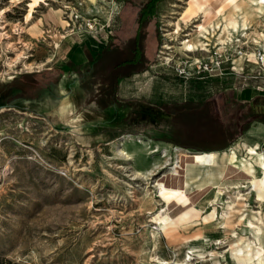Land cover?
<instances>
[{
    "label": "rangeland",
    "instance_id": "obj_1",
    "mask_svg": "<svg viewBox=\"0 0 264 264\" xmlns=\"http://www.w3.org/2000/svg\"><path fill=\"white\" fill-rule=\"evenodd\" d=\"M30 1L0 0V264H238L230 245L248 242L250 253L264 246V201L246 178L225 180L212 204L213 183L202 188L190 183L184 193H194L190 197L199 213L165 230L156 221L177 214V206L168 208L158 195L157 182L169 177L181 150L216 147L214 176L225 171L231 147L245 155L247 145L258 143L264 151L259 143L264 128L257 130L260 125L252 119L225 147L216 146L232 128L226 123L243 110L231 102V85L264 76V60L256 58L264 53V5L226 0L224 11L208 18L194 12L196 4L210 2L217 9V0L154 3L151 18L142 23L149 27L142 42L145 64L163 80L169 99L194 102L138 116L148 133L102 141L88 140L74 124L53 123L47 114L15 103L29 101L32 89L55 93L56 63L65 59L66 49L93 44L90 37L96 33L90 29L108 19L109 0H39L26 18ZM144 2L123 0L124 5ZM118 15L121 19L123 12ZM125 18L132 28V13ZM198 22L208 27L206 45L198 40ZM125 33L122 29L121 36ZM187 40L197 50L185 51ZM18 53L23 57L14 60ZM63 100L58 99L59 108ZM123 136L125 149L133 152L129 160L116 154ZM125 166L147 173L130 179ZM254 174L259 176V170ZM239 181L246 184L236 190L233 184ZM212 206L217 217L204 219Z\"/></svg>",
    "mask_w": 264,
    "mask_h": 264
},
{
    "label": "crops",
    "instance_id": "obj_2",
    "mask_svg": "<svg viewBox=\"0 0 264 264\" xmlns=\"http://www.w3.org/2000/svg\"><path fill=\"white\" fill-rule=\"evenodd\" d=\"M123 38L115 37L108 46H94L91 42L84 41V47L74 45L66 49L65 56L63 55L65 59L56 63L59 74L55 93L50 88L43 94L38 89H32V94L26 95L29 101H17L15 104H20L25 109H35L38 114H47L53 123L64 121L74 124L84 138L102 141H109L126 133H148L150 130L141 128L137 117L144 116L149 111L158 112L167 106H182L189 102L192 105L193 99H169L163 80L155 78V74L149 71L150 64L144 63L137 67L131 64L127 58L138 53L135 47H127ZM232 86L231 102H238L245 107L249 105L260 117L252 119L250 123H259L260 126H256V129H263L264 76H251L247 82L234 88ZM57 87L63 89L60 96L57 95ZM227 88L224 87V90ZM95 89H98L97 93L94 92ZM218 91L209 94L206 100H211ZM61 97L65 103L59 108L58 99ZM58 109L59 112L62 111L59 113ZM249 127L250 124L247 128ZM259 143L264 145V135ZM251 146L264 154L258 143ZM213 151L216 158L210 165L184 164L183 188L190 183L202 188L208 183L215 186L221 182L226 169L213 175V169L219 160L218 151ZM247 155L245 152L244 156ZM225 166L227 168V159ZM235 178H242V181L245 177L234 176L226 180L232 181ZM193 194L187 195L190 197ZM190 202L194 200L191 198Z\"/></svg>",
    "mask_w": 264,
    "mask_h": 264
},
{
    "label": "bare ground",
    "instance_id": "obj_3",
    "mask_svg": "<svg viewBox=\"0 0 264 264\" xmlns=\"http://www.w3.org/2000/svg\"><path fill=\"white\" fill-rule=\"evenodd\" d=\"M38 1L39 0H31L29 2V8H28V11L26 13V18H29L31 16L32 8L37 4ZM217 1L219 2V4H218L219 7L217 9L212 7V4L210 2L200 3V4L198 3V4H196L194 12L199 13V16L210 18L212 12H214L215 14H218L222 10L224 11V9H225L224 3L226 0H217ZM255 4L259 7H261L264 5V0H255ZM191 11H193V10H191ZM194 25L197 27L198 34L199 33L201 34L200 35L201 37L199 39L197 37L196 38L199 41L201 39V41H200L201 45L202 44L206 45L207 42H205V41L209 38V36H208L209 32L207 30L208 27H205L202 22H198L197 24H194ZM242 25H244V24H242ZM202 30H204V31L202 32ZM261 39L263 40L262 44L264 47V34H262ZM184 46L185 47H183V48L185 49V51L197 50L195 48L196 45L193 46V44L191 42H189V40H187L185 42ZM199 49L207 50L205 47H199ZM247 55L255 57L256 53L250 52ZM258 55L259 56H257L256 58L263 61L264 60V53H262V54L260 53ZM21 56H22L21 53L16 54V57L14 58V60H17ZM127 139H131V137L127 136ZM140 140H141L140 138L137 139V141H139V142H140ZM125 141H126V139L124 136L118 140V144H117L118 147L116 149V154L118 156H121L125 160H129L132 158L133 152L131 153V152H129L130 150L128 151L125 149V147H124ZM151 151H154V149ZM164 151H166V149ZM181 151L179 153L177 152L178 155H177V161L174 165L175 168L173 170H171L172 172H170L169 177L163 178L162 182H159V181L157 182L158 195L163 200L167 201L166 202L167 207L169 208L172 204L177 206V208H176L177 214L175 216H170L169 220L164 222L159 218L156 219L160 228H162L163 230L173 228L177 224L186 221L192 214L196 215L199 213L200 207H198V206L195 207L194 202H190L191 198L186 193H184V189H183L184 164L187 162V163L195 164V165H201V164L210 165L216 158V153L213 150H191V151L183 150V152H181ZM246 153H248L247 156L239 155L236 153L234 148L231 147L229 149V152H228L227 157H226V159H227L226 171H225L224 175L222 176L221 182L218 183L217 185L213 186L216 189L214 190V192L212 194V198L210 200H208V201H211L210 204H212L213 201L216 200L215 198L218 196V194H222V191L220 189L222 186L221 184H223L226 179L234 177V176L245 177L247 179L246 183L248 184L250 189H252L255 192L256 197L259 200L264 201V154L262 152L258 151L255 146H251V145L246 146ZM125 167H127V169L130 170V172H129L130 179L143 178L144 174L146 175V173H147V172L143 173L141 171L131 169V168H129V166H125ZM255 169L259 170V172H260L259 176H256L254 174ZM149 171H151V170H149ZM246 183H242L240 181L235 182L233 184V187L236 188V190H238L240 187L245 186ZM200 194H201V192H200ZM173 200H174V203H173ZM181 207H183V208L180 209ZM223 214H224L223 212H220L221 216ZM217 215H218V212L216 210V207L212 206L211 209L209 210V212H207V214L204 216V219H211L213 217H217ZM247 222H248L247 223L248 227L254 226V224L251 223L250 221H247ZM238 243H239V245H241L240 247H237ZM257 243H259V242H257ZM233 245H230V247H229L230 250H234V251H231L230 254L238 264H264V246L259 245L260 247H256V249H254L253 252L250 253L252 246L248 242H243V241L238 242L237 241L236 244L234 243ZM215 264H217V263H215Z\"/></svg>",
    "mask_w": 264,
    "mask_h": 264
},
{
    "label": "flooded vegetation",
    "instance_id": "obj_4",
    "mask_svg": "<svg viewBox=\"0 0 264 264\" xmlns=\"http://www.w3.org/2000/svg\"><path fill=\"white\" fill-rule=\"evenodd\" d=\"M150 1L152 0H145L144 3H129L124 5L123 0H119L118 10L112 17V23H110V33L105 44V46H108L115 37L121 36L122 29L124 31L126 30L128 33L127 35L125 33L123 36L124 44H126L127 47L129 45L135 47L138 53L137 55L134 54L127 58V60L131 64L135 65V67L141 66L145 63V53L143 52L144 47H142V42L148 34L147 32L149 31V27L143 26L142 23L144 19L151 18ZM120 11L123 12L121 19L118 15ZM126 12L132 13L134 18V22H132V28L130 27V29L127 27L130 26V24L125 18Z\"/></svg>",
    "mask_w": 264,
    "mask_h": 264
},
{
    "label": "trees",
    "instance_id": "obj_5",
    "mask_svg": "<svg viewBox=\"0 0 264 264\" xmlns=\"http://www.w3.org/2000/svg\"><path fill=\"white\" fill-rule=\"evenodd\" d=\"M158 0H152L151 2V11L154 9V3H156ZM154 12V11H153ZM238 103V102H237ZM236 103V104H237ZM240 104V103H239ZM242 104H240V108H242L243 110L236 115V117L234 118V120L230 123H226V124H230L232 125V128L228 129L229 133L227 134V136L225 138L220 139V141L218 143H216V146H219L217 149L219 148H223L225 147V144L231 142L237 135H239L240 133H242L249 125V120L251 119H255V117H257L259 114L255 113L250 107L248 106H241ZM221 128L223 129V125L222 123H220ZM225 130V129H223ZM202 143H204V140L201 141ZM212 142V141H211ZM216 147H207V148H202L204 150H212L215 149Z\"/></svg>",
    "mask_w": 264,
    "mask_h": 264
},
{
    "label": "built area",
    "instance_id": "obj_6",
    "mask_svg": "<svg viewBox=\"0 0 264 264\" xmlns=\"http://www.w3.org/2000/svg\"><path fill=\"white\" fill-rule=\"evenodd\" d=\"M107 6L109 10H111L110 15L108 16V19H106L105 22L100 23L98 29L95 27V29L91 28L90 32H95L96 36L90 37L92 39L93 44L95 46H103L107 42V37L110 33V23L109 20L112 19L113 15L117 12L118 6H119V0H109L107 3ZM112 14V15H111ZM262 72L264 73V68L262 69Z\"/></svg>",
    "mask_w": 264,
    "mask_h": 264
}]
</instances>
